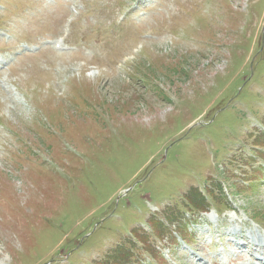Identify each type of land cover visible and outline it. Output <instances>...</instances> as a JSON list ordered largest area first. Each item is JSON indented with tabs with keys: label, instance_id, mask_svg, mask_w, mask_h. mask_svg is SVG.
Listing matches in <instances>:
<instances>
[{
	"label": "rangeland",
	"instance_id": "374dc122",
	"mask_svg": "<svg viewBox=\"0 0 264 264\" xmlns=\"http://www.w3.org/2000/svg\"><path fill=\"white\" fill-rule=\"evenodd\" d=\"M0 30V264L264 240V0H0Z\"/></svg>",
	"mask_w": 264,
	"mask_h": 264
},
{
	"label": "bare ground",
	"instance_id": "6f19581e",
	"mask_svg": "<svg viewBox=\"0 0 264 264\" xmlns=\"http://www.w3.org/2000/svg\"><path fill=\"white\" fill-rule=\"evenodd\" d=\"M12 73V70H11ZM227 237H230L229 239V246L235 250L237 255H230L227 254L226 261L230 264H237L239 260L244 259L246 256L250 257L253 259V261H258L257 258V252H262L264 251V240L262 238H259L257 236L251 235L249 238H246L244 235L243 231H233L230 230L227 233ZM254 245V250L250 251L248 250V254H242L243 248L246 246L251 247ZM264 255V252H263ZM220 255L214 256V258L217 260ZM260 263H253V264H262L261 261Z\"/></svg>",
	"mask_w": 264,
	"mask_h": 264
}]
</instances>
